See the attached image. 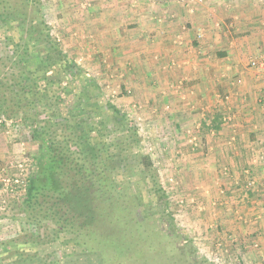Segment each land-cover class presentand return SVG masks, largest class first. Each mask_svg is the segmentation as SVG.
Listing matches in <instances>:
<instances>
[{
	"label": "rangeland",
	"instance_id": "obj_1",
	"mask_svg": "<svg viewBox=\"0 0 264 264\" xmlns=\"http://www.w3.org/2000/svg\"><path fill=\"white\" fill-rule=\"evenodd\" d=\"M150 1L156 4L160 1L176 2L192 7L203 4L206 0ZM250 1L258 5L261 11L264 9V0ZM138 5L142 7V0H40L42 19L52 42L73 62L76 71H79L80 75L74 77L66 69L61 71V61L56 62L57 58L49 55L47 48L38 43L29 44L27 57L20 64V60L12 54V46H6L7 37L12 38L15 43H21L17 25L8 23L4 26L0 23V79L17 71L23 72L28 85L34 91L44 94V100L37 109V122L24 121L20 113L12 116L9 112L0 111V117L8 123L0 126V136L7 143V147L2 150L4 158L1 156L0 159V264H49L51 259H60L62 264H101L99 254L88 253L83 247L75 245L68 236L61 235L57 241H51V235L47 234L49 227L39 228L29 222L21 209L24 189L11 185V180L20 173L17 168L19 163L23 162L25 166L20 178L30 176L33 170L32 160L38 154L37 143L32 137L33 127L43 125L42 120L48 118L63 123L60 119H67L74 112L71 107L87 80L92 84V87H86V93L89 91L90 96L87 110L92 132L89 136L94 143L106 144L102 155L114 157V177L128 187L129 194L135 197L137 214L148 218L161 231H165L167 228L161 216L160 203L148 192L142 167L135 162L130 152L126 155L116 154L118 150L112 146L114 135L117 137V134L112 133L114 118L105 110L101 113V107L106 102L112 103L137 128L139 152L149 155L153 161L165 191V202L169 207L172 223L179 232L174 247L183 260L178 257L177 262L245 264L240 258L234 257L240 248L237 244L244 239L238 238V234L233 236L230 231V228H237L240 224L226 225L220 220L218 213L211 212L212 207L222 202L219 198H212L211 191L215 190V197L224 196L226 191L223 184L210 185L201 183L200 180L194 182V165H199L196 169L201 170L205 164L203 162L206 161L204 158L208 146L206 147L204 139L206 133L210 135L216 130L217 126L213 127L216 120L204 116V120L199 117L200 119L197 118L190 124L186 120H173L172 117L176 114L175 105L166 101L160 102L162 99L159 94L162 90L158 89L157 95L152 80L147 82L149 84L146 83L147 86L142 83L143 87L139 88L140 80L136 77L139 72L131 71L133 69L128 65L129 53L119 46L124 44L122 37H128L124 30L132 31L137 26L131 18L142 17V9ZM30 7L35 6L31 5L29 9ZM263 13L257 15V25H260L259 20H262ZM109 31L113 37L117 34L122 41H113ZM238 80L237 77L233 78L235 82ZM170 90L173 89L170 87ZM186 95V92L179 93L182 101L187 100ZM226 96L228 94L224 98ZM204 111L201 110L200 114ZM108 135L112 137L109 138L110 142L105 139ZM214 136L210 135L211 138ZM132 150V153L138 151L134 148ZM260 164L264 165L263 162ZM223 170L228 173L226 168ZM245 175L252 177L251 172ZM198 177L202 178L201 173ZM7 179L10 180L9 183H6ZM233 202L234 205H240L239 201ZM209 204L212 209L208 208ZM237 218L241 222L243 217ZM145 230V234L151 232L149 227ZM35 235L41 238L38 239ZM227 240L232 241V244ZM150 241L155 246L152 252L144 248L145 245L152 246L151 244L143 241L142 246V230L136 231L131 227L128 228V233L113 231V236L109 238L110 245L118 254L114 260L122 256L127 263L172 264L174 260L171 258L163 260L160 257L162 251L161 248L156 249L157 241L153 236ZM250 247L255 250L259 248L257 243L250 244ZM103 250L107 253L110 251L109 248ZM261 264H264V257Z\"/></svg>",
	"mask_w": 264,
	"mask_h": 264
},
{
	"label": "crops",
	"instance_id": "obj_2",
	"mask_svg": "<svg viewBox=\"0 0 264 264\" xmlns=\"http://www.w3.org/2000/svg\"><path fill=\"white\" fill-rule=\"evenodd\" d=\"M140 8L142 17L131 18L137 26L124 30L128 37H122L124 44L119 46L129 53L131 71L139 72V88L152 80L156 94L162 90L160 102L175 105L173 120L189 124L199 117L216 120L213 127L217 128L211 132L215 136L206 133L204 139L208 146L205 164L201 170L194 165V182L223 184L224 196L215 197V190L211 191L212 198L222 200L211 212L218 213L226 225L240 224L230 228L233 236L244 239L237 244L240 248L234 257L245 264H261L264 165L258 156L264 151V69L251 70L249 61L261 57L264 61V9L250 0H206L192 7L142 0ZM259 13L263 14L257 25ZM109 34L113 41L121 40L116 33L114 37ZM236 77L237 82L233 81ZM183 92L186 101L180 99ZM227 94L229 100L224 98ZM201 110L205 111L200 114ZM3 147L7 143L0 136V159ZM238 216L243 217L241 222ZM254 243L259 247L256 250L250 247Z\"/></svg>",
	"mask_w": 264,
	"mask_h": 264
},
{
	"label": "trees",
	"instance_id": "obj_3",
	"mask_svg": "<svg viewBox=\"0 0 264 264\" xmlns=\"http://www.w3.org/2000/svg\"><path fill=\"white\" fill-rule=\"evenodd\" d=\"M39 3L40 0H0V23L4 26L16 23L21 42L15 43L7 37L6 46H12V54L21 64L27 57L29 44H42L49 55L57 58L56 62L61 61L64 67L60 68L61 71L66 69L71 77L77 76L79 71H76L73 62L52 42ZM31 5L35 7L29 9ZM26 81L27 77L19 71L0 79V111L9 112L12 116L20 113L24 121L37 122V109L44 100V94L34 91ZM86 87H92L89 80L81 86L82 91L71 107L74 112L69 113L67 119H60L63 123L48 118L42 120L43 125L33 127L32 137L37 143L38 154L32 160L33 170L21 198L22 211L29 222L39 228H50H47V234L51 235V241H57L61 235L68 236L88 253L99 254L101 264H137L127 263L121 255L114 260L118 254L109 243L113 231L128 233L130 227L136 231L142 230V246L143 241L152 245L144 246L148 252L155 247L150 241L153 236L157 241L156 249L161 248L160 257L163 260L171 258L173 263L180 264L177 259L180 257L183 260V257L174 247L179 232L172 223L165 191L154 163L149 155L139 152L140 140L135 124L128 121L125 113L112 103L106 102L101 107V113L105 110L114 118V129L110 132L117 134L111 142L118 150L116 154L126 155L130 152L142 167L148 192L160 203L161 216L167 228L165 231L137 214L135 197L129 194L128 187L114 177V157H103L106 144L94 143L89 136L92 132L87 110L90 96L89 91L86 93ZM109 138L112 137L106 136V141L110 142ZM133 148L138 151L132 153ZM147 226L151 232L145 234ZM104 248L110 251L107 253ZM49 264L62 263L60 259H51Z\"/></svg>",
	"mask_w": 264,
	"mask_h": 264
},
{
	"label": "built area",
	"instance_id": "obj_4",
	"mask_svg": "<svg viewBox=\"0 0 264 264\" xmlns=\"http://www.w3.org/2000/svg\"><path fill=\"white\" fill-rule=\"evenodd\" d=\"M188 1H192V0H188ZM197 1L198 2H202V0H197ZM249 68L251 70H254V71H258L260 69H264V61H263L262 57H261V59H259V58H253V59H251L249 61ZM230 98L231 97L226 96L225 97V100H229ZM3 124H8V123H6V121L2 117H0V126L3 125ZM258 161L264 163V151L259 154ZM24 167L25 166H24V163L23 162H21V163L18 164V167L17 168L19 169L20 173H19V175L16 178H13L11 180V185L14 186V187H16V188L22 187L24 189V192H25L26 182H27V179H28L29 175L27 177H24V179L23 178H20V176L22 175V171H24ZM19 178L21 180H19ZM9 182H10V180L7 179L6 180V183H9Z\"/></svg>",
	"mask_w": 264,
	"mask_h": 264
}]
</instances>
